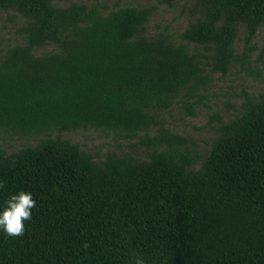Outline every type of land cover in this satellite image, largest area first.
Segmentation results:
<instances>
[{
    "label": "trees",
    "instance_id": "trees-1",
    "mask_svg": "<svg viewBox=\"0 0 264 264\" xmlns=\"http://www.w3.org/2000/svg\"><path fill=\"white\" fill-rule=\"evenodd\" d=\"M0 0L30 18L23 44L0 55V138H43L13 158L0 152V205L17 192L36 201L22 235L0 231V264H264V105L227 129L218 170H193L196 157L165 132L148 139V159L107 152L102 163L52 134L105 130L122 139L158 127L181 92L206 84L193 46L235 57L232 21L264 20V0H200L209 21L179 42L143 35L152 6H97ZM234 16L221 29L224 10ZM256 23L252 24L253 34ZM55 45L56 52L34 49Z\"/></svg>",
    "mask_w": 264,
    "mask_h": 264
},
{
    "label": "rangeland",
    "instance_id": "rangeland-1",
    "mask_svg": "<svg viewBox=\"0 0 264 264\" xmlns=\"http://www.w3.org/2000/svg\"><path fill=\"white\" fill-rule=\"evenodd\" d=\"M71 4L97 6L101 9L114 6H152L154 14L146 25L143 35L153 38L158 34L168 35L179 42V35L191 24L209 21L206 5L200 0H52L51 5L65 8ZM234 12L224 10L215 23L221 29L231 21ZM30 18L17 8H0V55L16 44H23L22 28ZM233 35L231 46L234 59L223 69L215 65L213 50L193 46L205 67L206 84L193 94L181 92L172 105L162 112L159 125L136 138L122 139L110 131L78 130L54 133L51 139L75 147L77 154L88 155L92 162L102 163L107 152H114L138 162L148 159L154 149L161 150L167 144L154 147L148 139L165 132L171 137L175 149L196 157L191 169L218 170V159L233 138L234 131L227 128L239 122L252 108L264 105V20L247 19L231 22ZM256 23L253 34L252 24ZM58 48L45 44L34 49L36 55L56 52ZM43 138L23 137L6 132L0 138V152L10 166L13 158L27 149H37Z\"/></svg>",
    "mask_w": 264,
    "mask_h": 264
},
{
    "label": "clouds",
    "instance_id": "clouds-1",
    "mask_svg": "<svg viewBox=\"0 0 264 264\" xmlns=\"http://www.w3.org/2000/svg\"><path fill=\"white\" fill-rule=\"evenodd\" d=\"M35 204L30 192L21 190L11 194L0 205V231L9 237L22 235L25 230L24 222L31 219Z\"/></svg>",
    "mask_w": 264,
    "mask_h": 264
}]
</instances>
